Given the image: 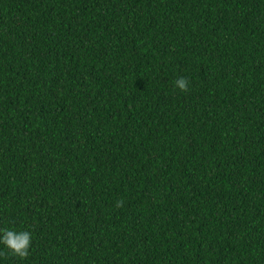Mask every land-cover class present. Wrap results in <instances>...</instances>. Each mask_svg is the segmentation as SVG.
I'll return each instance as SVG.
<instances>
[{
	"label": "trees",
	"instance_id": "16d2710c",
	"mask_svg": "<svg viewBox=\"0 0 264 264\" xmlns=\"http://www.w3.org/2000/svg\"><path fill=\"white\" fill-rule=\"evenodd\" d=\"M3 229L0 264H264V0H0Z\"/></svg>",
	"mask_w": 264,
	"mask_h": 264
},
{
	"label": "clouds",
	"instance_id": "9594fccd",
	"mask_svg": "<svg viewBox=\"0 0 264 264\" xmlns=\"http://www.w3.org/2000/svg\"><path fill=\"white\" fill-rule=\"evenodd\" d=\"M175 86L182 92L189 90L190 81L181 77L174 82ZM123 201L117 204V207H121ZM0 243L5 245L13 254L20 258H26L29 255V249L32 244V235L28 231L16 232L9 229H3L0 233Z\"/></svg>",
	"mask_w": 264,
	"mask_h": 264
}]
</instances>
